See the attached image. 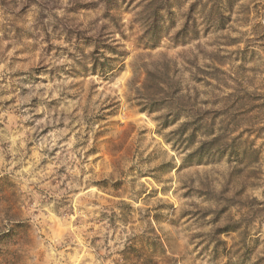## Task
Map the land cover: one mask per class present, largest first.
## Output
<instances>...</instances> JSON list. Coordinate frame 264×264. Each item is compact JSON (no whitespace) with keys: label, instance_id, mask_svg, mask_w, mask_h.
I'll return each instance as SVG.
<instances>
[{"label":"rangeland","instance_id":"obj_1","mask_svg":"<svg viewBox=\"0 0 264 264\" xmlns=\"http://www.w3.org/2000/svg\"><path fill=\"white\" fill-rule=\"evenodd\" d=\"M167 1L168 38L145 50L140 0L122 33L101 0H0V264H264V0ZM105 25L107 77L66 34ZM164 62L182 92L149 115L144 66ZM191 104L212 127L189 146ZM200 142L216 148L189 159Z\"/></svg>","mask_w":264,"mask_h":264},{"label":"trees","instance_id":"obj_2","mask_svg":"<svg viewBox=\"0 0 264 264\" xmlns=\"http://www.w3.org/2000/svg\"><path fill=\"white\" fill-rule=\"evenodd\" d=\"M137 0H101V5L103 8V20L108 21L115 32L122 33L123 25L119 20L118 11L122 7L121 5H131L136 3ZM136 8L138 9L135 12L136 23L139 26L140 37L139 40L143 43L145 50H155L161 46L163 41L168 38V32L166 29L167 19L171 17V8L167 0H140L137 3ZM106 25L102 27L101 31L97 32V36H91V38H83V32L76 31V33L67 31L66 34L69 36L75 35L74 39L76 41H91L94 43L95 50L92 54L89 55L87 60L82 62L84 69L89 70L90 73L99 74L100 76L107 77L113 72L111 65L117 62L115 59L106 58L105 54L100 52V48H97L99 43H102L103 40H107L108 36H105ZM214 29L212 24L205 28L206 33L211 29ZM224 30V28H217L216 30ZM189 35L198 37L199 31L198 26L194 24L192 28L190 26H184L183 29L178 33V36L182 39H186ZM105 43V42H103ZM102 43V44H103ZM101 45V44H100ZM120 47L112 49L111 53L118 58L124 57V52L119 50ZM85 53L82 52L84 59ZM190 65V64H189ZM197 69V67H195ZM146 80L141 90L147 92V96L143 98L144 101L143 107L144 110L149 114L153 115L154 113H160L157 110V107L163 106L171 112L173 105L177 101V97L181 94L182 89L180 82H175L177 72V67L171 63L164 62L160 64V67H157L154 63L151 64V68H146ZM189 114L193 115L194 119L191 122L186 123L178 130L174 135L181 138L182 136L188 135L187 145H194L195 141L198 138L206 139L210 136L209 128L212 125H208L203 120H201L200 113L196 111V106L191 104L189 106ZM161 123L162 128L170 127L171 124L165 116L164 120L159 118L157 120ZM162 121V122H161ZM208 131V132H207ZM201 148H197L189 159H202L210 156L211 151H214V145H206L204 142H200ZM0 235L4 238H10V234H4L3 231L0 232ZM12 236V235H11Z\"/></svg>","mask_w":264,"mask_h":264}]
</instances>
